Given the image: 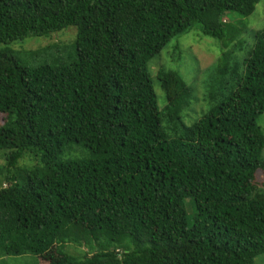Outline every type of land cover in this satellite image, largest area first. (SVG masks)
<instances>
[{"label": "trees", "instance_id": "trees-1", "mask_svg": "<svg viewBox=\"0 0 264 264\" xmlns=\"http://www.w3.org/2000/svg\"><path fill=\"white\" fill-rule=\"evenodd\" d=\"M261 1L0 0V259L50 261L77 245L91 253L44 264H255L264 29L242 77L239 62L218 64L237 87L190 127L194 89L160 68V107L149 63L197 26L221 43L223 64L241 34L228 14L248 17ZM69 27L74 40H52ZM31 36L46 42L27 45L29 67L10 46ZM72 149L86 157L62 161Z\"/></svg>", "mask_w": 264, "mask_h": 264}, {"label": "rangeland", "instance_id": "rangeland-1", "mask_svg": "<svg viewBox=\"0 0 264 264\" xmlns=\"http://www.w3.org/2000/svg\"><path fill=\"white\" fill-rule=\"evenodd\" d=\"M227 17L230 20L226 18L224 21L226 25L233 24L234 26H238L241 34L239 39L231 44L226 56L227 60L223 64L219 63V59L224 52L221 43L214 38L204 36L197 26H195V28L189 33L173 39L163 52L154 57L149 63V72L160 107H163L164 105V93L157 78V72L160 68L178 72L194 89L191 103V107L194 106L192 118H189L185 114L183 115L184 124L188 127L201 119L211 107L225 99L230 92L237 87L238 78H232L229 74L222 75L218 73V64L219 66H224L227 62L232 64V61H237L242 67L240 77L245 74L246 65H243L245 64L244 59L247 57L248 51L254 43L256 33L264 29V0L257 5L255 12L248 17L240 16L235 12L229 13ZM76 37L77 29L75 27H69L67 30L57 32V34L53 35L51 38L56 42H62V40L68 42L74 40ZM40 38L44 37L31 36L25 40L11 44L10 47L14 51L15 56L24 65L29 67L35 65L34 59L30 57L32 54L27 45L31 47H38L39 45L44 46L46 41ZM30 39L36 40H31L28 44V40ZM240 44L241 48L239 49ZM236 45H238L236 48L237 50L234 48ZM72 51L74 54L76 53L74 47L72 48ZM48 56L49 59L42 58L41 60L43 62L51 63L53 59H56L57 54L50 53ZM210 93L215 95L213 100L210 98ZM4 122L5 117L0 114V126H2ZM257 123L264 131V114L258 118ZM74 150L87 154L82 146H74ZM74 150L72 149L68 152L61 158V160L67 161L69 159L86 157V155L82 156L79 152H75ZM0 153L2 152L0 151ZM26 154L27 155L20 161L19 166L24 164V162L28 163V165L23 166H32L31 160H26L30 155L35 154L34 152ZM3 163L4 161L0 159V164ZM14 173L16 174V171ZM256 185L259 189H264V176L256 181ZM189 216H191V212H189ZM57 252L58 255H56V257L52 256L50 261L44 259L42 256L25 254L1 258L0 264H44L45 262L48 263L52 260L56 261L57 258L65 259L68 256L79 257L84 253H91L88 247H80L77 245H67L62 248L58 247ZM255 264H264V255L258 257Z\"/></svg>", "mask_w": 264, "mask_h": 264}]
</instances>
